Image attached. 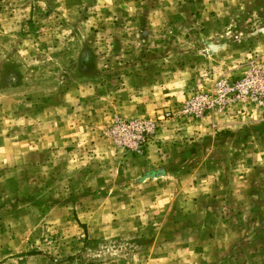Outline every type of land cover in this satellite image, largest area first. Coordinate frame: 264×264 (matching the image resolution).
Instances as JSON below:
<instances>
[{"label": "rangeland", "instance_id": "rangeland-1", "mask_svg": "<svg viewBox=\"0 0 264 264\" xmlns=\"http://www.w3.org/2000/svg\"><path fill=\"white\" fill-rule=\"evenodd\" d=\"M258 66L264 0H0V264H264Z\"/></svg>", "mask_w": 264, "mask_h": 264}, {"label": "built area", "instance_id": "built-area-1", "mask_svg": "<svg viewBox=\"0 0 264 264\" xmlns=\"http://www.w3.org/2000/svg\"><path fill=\"white\" fill-rule=\"evenodd\" d=\"M219 88L216 89L215 96L218 100L224 97L228 100L230 95L232 99L241 101L253 100L258 104H264V67L258 66L244 74L235 82H219ZM226 95V96H225ZM201 115L200 111H197ZM118 132L113 131V137L116 140H135L140 137V140L146 136V133L153 124L139 120L118 119L114 122ZM137 137V138H135Z\"/></svg>", "mask_w": 264, "mask_h": 264}, {"label": "water", "instance_id": "water-1", "mask_svg": "<svg viewBox=\"0 0 264 264\" xmlns=\"http://www.w3.org/2000/svg\"><path fill=\"white\" fill-rule=\"evenodd\" d=\"M209 48H210V49H215V48H216V46H215V45H213V44H210V45H209Z\"/></svg>", "mask_w": 264, "mask_h": 264}]
</instances>
